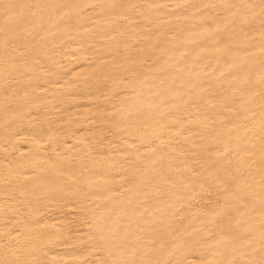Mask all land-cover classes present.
<instances>
[{
    "label": "bare ground",
    "instance_id": "bare-ground-1",
    "mask_svg": "<svg viewBox=\"0 0 264 264\" xmlns=\"http://www.w3.org/2000/svg\"><path fill=\"white\" fill-rule=\"evenodd\" d=\"M0 264H264V0H0Z\"/></svg>",
    "mask_w": 264,
    "mask_h": 264
}]
</instances>
